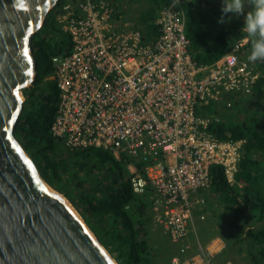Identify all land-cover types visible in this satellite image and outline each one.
I'll return each mask as SVG.
<instances>
[{
    "label": "built area",
    "instance_id": "2783aa9c",
    "mask_svg": "<svg viewBox=\"0 0 264 264\" xmlns=\"http://www.w3.org/2000/svg\"><path fill=\"white\" fill-rule=\"evenodd\" d=\"M183 0L159 8L158 34L116 29L108 0H69L56 18L68 34L66 54L51 58L58 103L51 134L69 150L96 147L125 154L132 192L149 191L153 220L183 234L188 198L207 187L208 168L233 181L241 141L207 132L197 108L251 91L256 75L235 44L210 64H197L184 34ZM62 12V10H61ZM218 119V117L216 116Z\"/></svg>",
    "mask_w": 264,
    "mask_h": 264
},
{
    "label": "trees",
    "instance_id": "16d2710c",
    "mask_svg": "<svg viewBox=\"0 0 264 264\" xmlns=\"http://www.w3.org/2000/svg\"><path fill=\"white\" fill-rule=\"evenodd\" d=\"M148 1L147 12L139 20L144 39L158 34L154 25L157 12L173 0ZM65 2L58 0L32 35L36 74L32 84L22 90L24 101L13 134L43 180L72 203L118 264H156L148 232L152 227L149 191L136 194L128 182L127 165L134 163L139 170L141 165L125 154L117 159L102 148L69 150L50 132L58 103L57 85L48 78L53 73L51 58L66 54L71 46L68 34L55 19ZM183 2L184 34L197 64L216 61L236 35H244L230 34L235 26L209 33L207 22L194 15L193 3ZM260 75L255 87H261L264 94V73ZM231 99L237 104L233 95ZM220 109L217 102H209L197 112L208 118L207 132L220 140L241 141L239 159L233 182L227 179L222 165H210L206 190L211 198L217 197L219 216L229 228L230 237L245 249L249 264H264V121L254 114L236 120L237 113L227 114Z\"/></svg>",
    "mask_w": 264,
    "mask_h": 264
},
{
    "label": "water",
    "instance_id": "95a60500",
    "mask_svg": "<svg viewBox=\"0 0 264 264\" xmlns=\"http://www.w3.org/2000/svg\"><path fill=\"white\" fill-rule=\"evenodd\" d=\"M57 1L0 0V264H118L13 134L36 74L31 38Z\"/></svg>",
    "mask_w": 264,
    "mask_h": 264
},
{
    "label": "rangeland",
    "instance_id": "374dc122",
    "mask_svg": "<svg viewBox=\"0 0 264 264\" xmlns=\"http://www.w3.org/2000/svg\"><path fill=\"white\" fill-rule=\"evenodd\" d=\"M108 1L115 14H119L117 20H114L116 29L141 30L139 20L142 14L147 12L148 0ZM183 1L193 3L194 15L207 22L209 33L213 34L218 30L235 26V31H231L230 34H244L241 37L236 35L237 38H234V42L229 45L227 50H230L236 44L237 57L246 62L247 68L251 70V74L257 76L256 80H258L260 74L264 73V62L257 61L253 63L248 60L250 44L246 46L248 38L242 28L243 16L223 13V0ZM60 10L62 12L60 11L55 19L61 28V23L56 18L64 12L62 8ZM248 10H250V5L248 0H245V12ZM222 16L224 22L219 23L218 21ZM48 78L52 79V76L50 75ZM256 80H254L249 93L233 95L237 104H234V100L231 99L232 95L226 101L218 102L219 106L223 108L220 111L227 114L233 113L234 115L237 113L236 120L248 118L254 114L264 121V94L260 89L261 87L260 90L255 87L257 85ZM216 116L220 117V115ZM187 203L189 217L186 220L183 234L179 237H173L170 230H165V227L156 223L152 217V227H149L148 232L150 243L155 247L156 264H249L245 249L239 242H234L232 236L230 237L229 228L226 226L224 219L219 216L221 206L218 204L216 196L213 195V198H211L205 187L197 190L192 198H188ZM74 209L76 210L75 207ZM213 243L215 245H212Z\"/></svg>",
    "mask_w": 264,
    "mask_h": 264
},
{
    "label": "clouds",
    "instance_id": "9594fccd",
    "mask_svg": "<svg viewBox=\"0 0 264 264\" xmlns=\"http://www.w3.org/2000/svg\"><path fill=\"white\" fill-rule=\"evenodd\" d=\"M250 10L245 12V0H223L222 12L243 16V31L246 33L250 62H264V0H248ZM219 23L224 22L222 16Z\"/></svg>",
    "mask_w": 264,
    "mask_h": 264
},
{
    "label": "crops",
    "instance_id": "0c3cea01",
    "mask_svg": "<svg viewBox=\"0 0 264 264\" xmlns=\"http://www.w3.org/2000/svg\"><path fill=\"white\" fill-rule=\"evenodd\" d=\"M153 36H155V35L153 34L151 37H153ZM151 37H148V38H151ZM212 245H215V244L213 243Z\"/></svg>",
    "mask_w": 264,
    "mask_h": 264
},
{
    "label": "snow or ice",
    "instance_id": "6c2138e0",
    "mask_svg": "<svg viewBox=\"0 0 264 264\" xmlns=\"http://www.w3.org/2000/svg\"><path fill=\"white\" fill-rule=\"evenodd\" d=\"M25 55H27V51H25Z\"/></svg>",
    "mask_w": 264,
    "mask_h": 264
},
{
    "label": "bare ground",
    "instance_id": "6f19581e",
    "mask_svg": "<svg viewBox=\"0 0 264 264\" xmlns=\"http://www.w3.org/2000/svg\"><path fill=\"white\" fill-rule=\"evenodd\" d=\"M122 18V17H121ZM260 78V77H259Z\"/></svg>",
    "mask_w": 264,
    "mask_h": 264
}]
</instances>
